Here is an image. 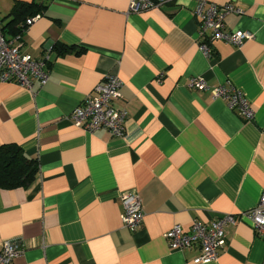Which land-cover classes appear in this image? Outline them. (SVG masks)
Returning <instances> with one entry per match:
<instances>
[{
	"label": "crops",
	"instance_id": "crops-1",
	"mask_svg": "<svg viewBox=\"0 0 264 264\" xmlns=\"http://www.w3.org/2000/svg\"><path fill=\"white\" fill-rule=\"evenodd\" d=\"M17 1L43 4L21 32V51L48 56L49 78L30 89L0 82V145L16 143L36 158L27 187H0V244L20 238L11 264H264V239L251 225L225 226L216 260L199 249H170L174 224L209 222L253 208L264 187V0L231 4L229 30L252 34L240 45L199 48V0L130 12L129 0H0V25ZM24 21L18 24L22 29ZM20 32V31H19ZM106 73L121 82L115 106L127 110L122 137L88 133L69 119ZM163 74L160 77V74ZM206 87L191 89L192 77ZM234 84L254 111L246 120L212 89ZM136 191L144 216L122 225L121 193Z\"/></svg>",
	"mask_w": 264,
	"mask_h": 264
},
{
	"label": "built area",
	"instance_id": "built-area-1",
	"mask_svg": "<svg viewBox=\"0 0 264 264\" xmlns=\"http://www.w3.org/2000/svg\"><path fill=\"white\" fill-rule=\"evenodd\" d=\"M175 1L177 0H129L128 10L141 12ZM231 11L239 10L229 3L220 6L204 0L197 2L194 15L199 21V48L206 57L212 54L209 44L212 40H223L240 45L245 39L252 38V34L247 31L226 28L224 18ZM39 17V13L27 17L21 32ZM21 32L7 38L0 25V82L14 81L30 89L31 77H34L40 86L48 80V56L34 58L29 53H23L20 48ZM159 76L162 77L163 74ZM120 85L121 82L116 75L106 73L83 101L70 111L69 119L88 133L103 128L111 136H124L127 110L115 106V102L120 98ZM188 85L194 90H202L206 87L205 80L196 76L190 79ZM212 94L221 97L230 110L237 112L246 120H252L254 111L250 102L234 84L229 82L227 86L214 87ZM120 197L123 206L122 225L129 231L135 232L141 227L144 216L140 196L136 191L130 190L121 193ZM245 221L251 225L257 236L264 239V187L253 208L237 214L224 213L209 222L194 219L186 231L179 224H174L165 232L164 237L170 249L198 248L199 255L195 258V262L209 263L217 259L218 251L226 241L225 226ZM24 250L25 244L18 237L2 241L0 264H11L13 259L21 255Z\"/></svg>",
	"mask_w": 264,
	"mask_h": 264
},
{
	"label": "trees",
	"instance_id": "trees-1",
	"mask_svg": "<svg viewBox=\"0 0 264 264\" xmlns=\"http://www.w3.org/2000/svg\"><path fill=\"white\" fill-rule=\"evenodd\" d=\"M43 4L36 1H17L8 17L12 24L14 33L21 32L18 24L27 17L40 14ZM5 33L4 27H2ZM38 172V162L36 158L27 155L16 143H5L0 145V187L11 189L16 187H27L35 179Z\"/></svg>",
	"mask_w": 264,
	"mask_h": 264
}]
</instances>
